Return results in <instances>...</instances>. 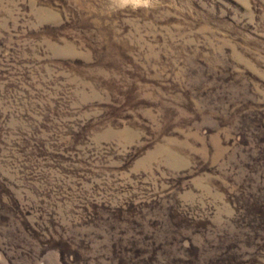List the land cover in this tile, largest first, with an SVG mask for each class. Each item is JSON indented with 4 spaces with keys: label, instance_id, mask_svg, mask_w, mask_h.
Listing matches in <instances>:
<instances>
[{
    "label": "rangeland",
    "instance_id": "rangeland-1",
    "mask_svg": "<svg viewBox=\"0 0 264 264\" xmlns=\"http://www.w3.org/2000/svg\"><path fill=\"white\" fill-rule=\"evenodd\" d=\"M0 264H264V0H0Z\"/></svg>",
    "mask_w": 264,
    "mask_h": 264
},
{
    "label": "clouds",
    "instance_id": "clouds-1",
    "mask_svg": "<svg viewBox=\"0 0 264 264\" xmlns=\"http://www.w3.org/2000/svg\"><path fill=\"white\" fill-rule=\"evenodd\" d=\"M157 0H115L119 7L131 6L133 8H152L156 5Z\"/></svg>",
    "mask_w": 264,
    "mask_h": 264
}]
</instances>
